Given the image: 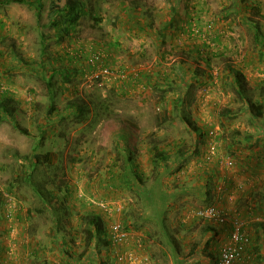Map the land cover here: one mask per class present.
Instances as JSON below:
<instances>
[{"label":"rangeland","instance_id":"rangeland-1","mask_svg":"<svg viewBox=\"0 0 264 264\" xmlns=\"http://www.w3.org/2000/svg\"><path fill=\"white\" fill-rule=\"evenodd\" d=\"M130 1L89 0V13L59 42L49 38L46 12L38 19L27 4L0 5V99L11 97L18 108L14 121L0 120V264L92 257L161 264L168 239L154 209L162 207L182 254H194L190 264H216L236 222L252 238L237 264H260L250 253L253 224L264 222V116L252 117L232 91L230 69L241 70L249 96L264 103V0H184L185 8L181 0H138L159 30L171 22L163 36L133 26ZM54 73L51 100L45 82ZM80 102L88 109L83 120L73 108ZM226 108L232 114L222 115ZM153 145L170 155L159 168ZM34 155L42 161L35 169ZM128 155L144 188L120 179ZM149 193L160 202L151 204ZM64 196L69 217L57 200ZM209 205L224 222L202 216ZM87 212L103 215L118 241L88 247Z\"/></svg>","mask_w":264,"mask_h":264},{"label":"trees","instance_id":"trees-1","mask_svg":"<svg viewBox=\"0 0 264 264\" xmlns=\"http://www.w3.org/2000/svg\"><path fill=\"white\" fill-rule=\"evenodd\" d=\"M122 1L124 3L127 2V0H122ZM168 1L172 2L173 0H168ZM181 1H182L181 3L182 6L185 8L186 4L184 3V0H181ZM16 3L27 4L29 7L34 9L38 19H41L42 15L46 12L49 17L48 26L54 29L53 36L49 38H54L58 42L71 37V35L76 31V28L80 25L82 18L89 13L88 11L89 0H0V5H11V4H16ZM171 4L173 5V9L177 8L174 3H171ZM142 8H143V5H141L138 0H131L128 3V6L126 5L129 19L136 22V24L133 26L140 29L141 31L145 29H150V31L156 30V32H158L159 34H162L164 30H166L168 26L171 24V22H168V24L164 25L163 29L159 30L156 21L151 18L152 13L149 12L147 9L144 10ZM250 8L252 11L253 10L256 11L255 13H258L259 11V8L257 7L253 6ZM89 15L92 16V18L95 19V21H98V22L101 21L100 19L101 17L98 16L95 12L90 13ZM246 20L251 22L254 25L255 38L259 43H262V41L260 40L261 33H260V27H259L258 22H256L255 19H253L251 15H249L248 18H246ZM44 38H47V37H43L42 39L44 40ZM230 70H231L230 85H231L232 91L243 100L244 104L249 108L248 111L253 114L252 117H257V118L263 117L264 116V103L261 101L252 99L249 96L251 93V89H249L246 86L248 83L246 79V75L241 70L234 69L233 67ZM64 71H65L64 75L66 76L65 79H67L68 72H66L65 69ZM55 76H56V73H54V75H51L50 78L47 79L45 82L47 85L46 88H47L48 94L49 96H52L51 100H53L55 96V93H53V90H52L53 85H54L53 78ZM182 104H183V99H178V103L176 105L181 106ZM73 108L76 109L77 111L76 115L79 120H83L84 116L85 115L87 116L88 109L83 103L80 102L76 105H73ZM52 110H54V105L52 106L51 111ZM17 113H18V108L16 105L13 104L11 97H4L3 99H0V120H10V122H12L15 120ZM230 114H232V111L230 109L226 108L222 111V115L228 116ZM183 120L188 124V126L192 129V131L194 132L200 131V128L197 127L195 123L191 122L190 118L188 119L187 117H183ZM21 131L25 134H28V131L24 128H21ZM209 132H211V130ZM217 138H219V135L217 136ZM150 150H151L150 152L153 158L154 167L159 168L164 162H167L170 158V155L168 154L167 150L164 149L163 147H160L158 145H153ZM34 157L35 159L32 161V165L35 169L38 164L42 163V161L39 160V155H34ZM45 157L48 158L47 155ZM125 161L123 163L122 169L125 170L127 167H129L130 170L129 172L121 171L119 173L121 176L120 179L123 180L125 184H129L130 188L133 190L136 188L135 184H138V183L141 184L142 187L144 188L146 180L143 177L144 173L141 171L139 164L134 161L131 155H128V157L125 158ZM124 173H126L127 179L124 176ZM129 175H131L133 178ZM159 177H160V174H159ZM138 188L139 187H137V189ZM139 190L141 193H143L142 189H139ZM149 192H152V189ZM144 194L145 193L141 194L140 197H142V195L144 196ZM149 196H150L151 204L155 201L160 202L159 196H155V195L152 196L151 194ZM50 198L52 197L50 196ZM57 200H59V205L61 206V209L64 210L66 217H69L71 214L69 211V206H68L66 197L65 196L63 198L57 197ZM211 207L212 205L207 206V208H211ZM48 208L52 210L54 215L57 212L56 210L58 209L57 206L52 205V203H49V202H48ZM163 208L164 207H162L161 209H154L156 210L158 214L157 216H155V220L157 222L156 224L162 225L160 230L163 234H165V237L168 239V243H170V246H171V254L172 256H175V257L177 256V263L179 264L182 262V260H187L194 254H191V255H189L190 253L185 254V255L182 254V249L180 245L177 243L178 241L177 236L171 231L170 227L167 225L166 221L163 219ZM212 208H215V207H212ZM81 220L85 222L83 232L85 234L88 247H92V246L99 247L100 246V248H108L109 246H111L112 242L115 241L114 234L111 235L110 232L108 231L106 218L100 213H97V212L88 213L87 212L83 215ZM208 221L210 222V220ZM209 224L206 228L207 232L214 231L215 227ZM124 225L125 224L123 222L121 225L123 227L122 229L126 230L127 227H124ZM253 226L255 228V233L257 234V237L254 241L255 246L252 247V251L250 254L254 256L253 259L255 261L259 262L260 264H264V222L263 221L255 222ZM248 238L250 242L252 238L250 237ZM223 247L224 245L221 247L219 256L216 260V264L220 263ZM85 259L79 258L77 261H74V264H89V263L90 264H103L105 263L102 261L103 259H99V261H96L92 257L87 262L85 261ZM107 262L109 263V261ZM237 263L238 261L235 262V264Z\"/></svg>","mask_w":264,"mask_h":264},{"label":"built area","instance_id":"built-area-1","mask_svg":"<svg viewBox=\"0 0 264 264\" xmlns=\"http://www.w3.org/2000/svg\"><path fill=\"white\" fill-rule=\"evenodd\" d=\"M211 134L215 133L211 132ZM211 147L213 149V152H215V150L217 149L216 144H213ZM217 213L218 211L215 210V208H207L203 212H201L202 216H205V218L210 219L216 216L214 219H218L220 220V222H224L225 218L217 215ZM242 226V224L237 222L234 224L230 240L228 243L224 244L219 264H235V262L240 259L242 253L245 252L249 238L242 229ZM114 230L117 232V234H119L120 225H115ZM115 235L116 234H114V237Z\"/></svg>","mask_w":264,"mask_h":264},{"label":"crops","instance_id":"crops-1","mask_svg":"<svg viewBox=\"0 0 264 264\" xmlns=\"http://www.w3.org/2000/svg\"><path fill=\"white\" fill-rule=\"evenodd\" d=\"M168 244H169V245H168ZM166 245L169 247V249L167 250V247L164 246V245H162L161 248L164 250V253H162V256L159 257V258H157V259H158V260L161 259V260H160L161 264H178V263H177V256L175 257V256H172V254H171V246H170V243H167ZM165 252H166V253H165ZM165 254H166V255H165ZM190 259H191V258H189V259H187V260H182V262L179 263V264H186V263H189V264H190L191 261L188 262Z\"/></svg>","mask_w":264,"mask_h":264}]
</instances>
